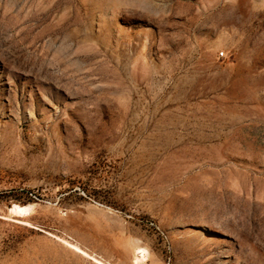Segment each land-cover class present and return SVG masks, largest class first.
I'll return each instance as SVG.
<instances>
[{
    "label": "rangeland",
    "instance_id": "1",
    "mask_svg": "<svg viewBox=\"0 0 264 264\" xmlns=\"http://www.w3.org/2000/svg\"><path fill=\"white\" fill-rule=\"evenodd\" d=\"M65 240L264 264V0H0V264Z\"/></svg>",
    "mask_w": 264,
    "mask_h": 264
},
{
    "label": "bare ground",
    "instance_id": "2",
    "mask_svg": "<svg viewBox=\"0 0 264 264\" xmlns=\"http://www.w3.org/2000/svg\"><path fill=\"white\" fill-rule=\"evenodd\" d=\"M35 204H25V205H18L14 204L13 207L10 209L11 213H13L17 217H29L34 209ZM65 244L68 245L71 249L76 251L77 253L91 259L96 264H107L104 261H102L100 258L89 254L86 250L82 248L77 242L74 241H64ZM148 249L137 246L135 249V258L134 263L135 264H141L147 260L149 257ZM106 261V260H105Z\"/></svg>",
    "mask_w": 264,
    "mask_h": 264
}]
</instances>
